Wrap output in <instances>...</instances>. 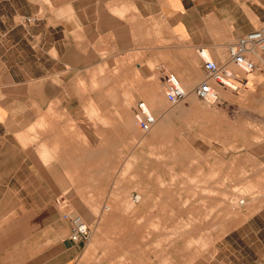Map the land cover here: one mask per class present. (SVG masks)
I'll list each match as a JSON object with an SVG mask.
<instances>
[{
    "label": "rangeland",
    "instance_id": "obj_1",
    "mask_svg": "<svg viewBox=\"0 0 264 264\" xmlns=\"http://www.w3.org/2000/svg\"><path fill=\"white\" fill-rule=\"evenodd\" d=\"M209 49L225 61V47ZM157 64L114 55L97 80L70 87L83 101L65 116L49 109L17 136L40 165L31 168L36 181L11 183L18 212L3 219L55 225L61 216L52 201L63 194L91 229L83 264H207L217 255V241L264 206V65L248 75V87L219 89L220 102L209 106L183 84L187 97L170 105ZM151 97L167 114L157 118L163 126L143 132L134 109Z\"/></svg>",
    "mask_w": 264,
    "mask_h": 264
},
{
    "label": "crops",
    "instance_id": "obj_2",
    "mask_svg": "<svg viewBox=\"0 0 264 264\" xmlns=\"http://www.w3.org/2000/svg\"><path fill=\"white\" fill-rule=\"evenodd\" d=\"M23 16L35 20L23 24ZM256 21H264V0H0V264H83L84 246L71 241L61 217L55 225L3 219L18 212L11 183L37 180L31 168L40 162L21 152L18 135L49 109L65 116L83 101L70 87L97 80L114 55L137 53L195 86L197 49L226 48ZM217 244L205 263L264 264V206Z\"/></svg>",
    "mask_w": 264,
    "mask_h": 264
},
{
    "label": "built area",
    "instance_id": "obj_3",
    "mask_svg": "<svg viewBox=\"0 0 264 264\" xmlns=\"http://www.w3.org/2000/svg\"><path fill=\"white\" fill-rule=\"evenodd\" d=\"M34 20L35 18L32 16H23L21 23H32ZM197 53L201 61L203 78L193 87L192 93L200 101L211 106L220 102V90L238 94L242 89L248 87V75L264 65V21L258 27L243 33L228 43L226 58L223 62L212 58L209 48L206 46L199 47ZM232 67L238 72H235ZM155 69L160 74L161 89L165 100L170 105H176L183 101L187 97L188 91L180 84L178 77L162 65L157 64ZM134 119L143 132L150 131L157 122L156 116L144 101L137 102ZM132 200L138 201V194L133 196ZM238 203L243 205L244 199H239ZM53 204L59 210L61 218L70 226L69 238L71 241L85 244L90 238V226L77 211L70 207L68 198L63 194L57 195L53 199Z\"/></svg>",
    "mask_w": 264,
    "mask_h": 264
},
{
    "label": "bare ground",
    "instance_id": "obj_4",
    "mask_svg": "<svg viewBox=\"0 0 264 264\" xmlns=\"http://www.w3.org/2000/svg\"><path fill=\"white\" fill-rule=\"evenodd\" d=\"M209 53H210V56L212 57V58H215V55L213 54V52L209 49ZM195 63V62H194ZM187 70V69H186ZM102 79V78H101ZM101 81V80H100ZM180 82V81H179ZM98 83V82H97ZM100 84V83H99ZM180 84L182 85V83L180 82ZM183 86V85H182ZM84 89V88H83ZM110 95V94H109ZM112 95H113V93H112ZM106 96H108V95H106ZM111 96V95H110ZM109 97V96H108ZM110 98V97H109ZM111 99H112V96H111ZM147 104V106H148V108H149V110L156 116V118H159V117H162V118H165V115L167 114V112L166 111H164V110H162V108L159 106V104H157V107L155 106V107H153L154 105L153 104H156V100H155V98L154 97H151V99H150V101L148 102V103H146ZM159 122H156V124H157V126L159 125L158 124ZM160 125H162V124H160ZM159 125V126H160ZM163 126V125H162ZM139 196V195H138ZM139 198H140V196H139ZM229 201H230V199H229ZM231 201H233V200H231ZM234 202V201H233ZM235 205V204H234ZM230 206V205H229ZM227 207H228V205H227ZM227 209V208H226ZM89 214H91V213H89ZM186 225H188V224H186ZM190 225V224H189Z\"/></svg>",
    "mask_w": 264,
    "mask_h": 264
}]
</instances>
